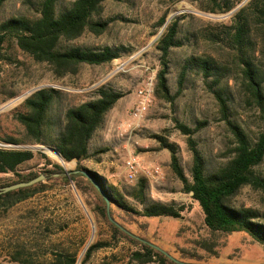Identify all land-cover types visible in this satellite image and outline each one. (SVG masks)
I'll return each instance as SVG.
<instances>
[{
  "label": "rangeland",
  "instance_id": "374dc122",
  "mask_svg": "<svg viewBox=\"0 0 264 264\" xmlns=\"http://www.w3.org/2000/svg\"><path fill=\"white\" fill-rule=\"evenodd\" d=\"M40 1L8 0L0 9V23L15 16L37 15ZM211 1L106 0L100 14L94 17L95 21H106V29L101 34L85 31L69 45L119 49V57L103 65H82L77 74L62 78H56L46 63L34 62L14 44H5L1 48L5 59L0 60V136L26 140L23 128L12 116L20 110L24 99L40 88L61 90V106L65 107L94 97L95 89L106 85L123 97L106 114L90 143L94 156L82 165L116 187H133L139 178L145 177L146 194L151 201L185 206L180 220L132 219L124 215L120 219L123 224L135 235L184 262H194L190 257L195 255L209 264H264L263 247L245 233H209L200 207L183 192L181 182L170 168L169 151L161 149L154 138L159 136L178 147L180 165L190 178L191 152L174 120L192 129L199 122L206 123L192 137L208 170L225 163L233 147L232 135L221 119L214 91L226 99L232 121L250 135L259 129L258 109L246 101L243 92V65L226 35L233 15L250 0H241L229 12H222ZM226 1L236 2L217 0V3L223 8ZM162 17L165 22L159 26ZM172 19L178 20L183 44L170 50L166 77L170 94L175 98L167 102L155 94L156 73L160 69L155 44ZM255 34L261 47L257 49L255 63L264 71V29L256 30ZM192 57L213 58L223 68L222 76L205 78L200 70L191 67L179 88L182 67ZM143 89L149 90L150 97L142 116L136 120L132 111L140 99L138 92ZM0 147L41 151L66 172L75 168V161L55 160L43 145L0 141ZM129 156L139 162L133 180L127 178L125 163ZM41 167L35 159L21 169L38 172ZM256 170L264 175V161ZM10 177L11 174H0V181ZM44 183L49 187L43 192L8 209L0 207V264H50L60 254L74 253L80 264L87 247L102 241L110 246L93 252L85 264H141L131 259L138 246L122 237H113L108 224L93 211L95 200L90 190L83 194L57 176ZM231 204L256 210L264 219L261 189L244 186ZM204 240L215 243L216 256L201 249Z\"/></svg>",
  "mask_w": 264,
  "mask_h": 264
},
{
  "label": "trees",
  "instance_id": "16d2710c",
  "mask_svg": "<svg viewBox=\"0 0 264 264\" xmlns=\"http://www.w3.org/2000/svg\"><path fill=\"white\" fill-rule=\"evenodd\" d=\"M8 0H0V9ZM106 0H41L38 14L34 16H15L0 23V60L1 48L5 44H14L22 53L34 62H44L50 66L56 78L77 74L82 65H103L119 57V49L110 47L85 48L69 45L85 31L101 34L107 27L106 21H95L100 14L102 3ZM120 1V0H110ZM241 0L226 1L222 5L217 0L212 4L222 12L231 11ZM165 17L159 21V26ZM264 29V0H250L233 15L227 32V39L237 53L243 65L242 87L246 101L258 109L260 126L254 135H250L237 122L230 119V109L220 92L214 91L221 119L232 135L233 147L229 159L216 169L208 170L206 161L200 153L193 134L204 126L197 123L193 129L174 120L175 127L186 137V145L191 152L192 164L190 178L186 176L177 156L178 147L166 139L154 136L161 149L170 153V168L182 184L184 193L198 204L203 215V224L211 235L245 233L264 250V219L258 211L249 207H235L231 200L244 186L264 191V175L256 168L264 161V71L255 63L257 49H260L256 30ZM183 44L179 37L177 19L168 22L158 37L155 49L159 52L160 69L156 73L155 94L167 102L175 98L170 94L167 80L169 54L172 48ZM197 68L205 78L222 76L223 68L213 58H189L182 67L178 86L182 87L188 68ZM216 82V81H215ZM9 96L8 99L12 98ZM63 93L54 88H40L24 99L20 110L12 118L23 128L26 140L14 136L1 137L6 144H39L51 149L60 161H75L74 170L66 176V170L59 163L52 161L41 151L26 149H8L0 147V174H11L12 179L0 181V192L4 187L27 183L44 176V179L29 186L0 193V207L8 209L26 200L32 195L43 192L57 176L66 185L73 184L81 192H90L94 196L93 211L108 224L113 237H122L138 246L131 259L141 264H209L201 257H190L194 262H184L168 251L142 239L131 232L120 220L121 216L135 218H171L182 219L184 205L174 202L162 203L151 201L146 194L148 181L138 179L133 187H116L106 182L97 173L88 170L82 162L91 159L94 153L90 143L96 131L102 125L106 114L123 94L106 85L97 87L94 97L76 105L61 106ZM44 149V150H45ZM101 151H96V154ZM38 160L40 171L21 169V166ZM86 172L103 190L107 202L86 177ZM192 193V195H190ZM112 220V221H111ZM158 247H154V246ZM110 246L108 242H96L87 247L80 264H85L90 255L101 248ZM215 243L202 241L201 249L216 256ZM50 264H78L77 254H60Z\"/></svg>",
  "mask_w": 264,
  "mask_h": 264
},
{
  "label": "built area",
  "instance_id": "2783aa9c",
  "mask_svg": "<svg viewBox=\"0 0 264 264\" xmlns=\"http://www.w3.org/2000/svg\"><path fill=\"white\" fill-rule=\"evenodd\" d=\"M138 96L140 99L132 111V117L136 120H139L142 116L146 104L148 103L150 92L147 89H143L138 92ZM125 165L127 170V178L130 180L136 178V174L139 171V162L137 161V159L133 156H129Z\"/></svg>",
  "mask_w": 264,
  "mask_h": 264
},
{
  "label": "water",
  "instance_id": "95a60500",
  "mask_svg": "<svg viewBox=\"0 0 264 264\" xmlns=\"http://www.w3.org/2000/svg\"><path fill=\"white\" fill-rule=\"evenodd\" d=\"M71 173L69 172H66L65 175L66 176H69ZM83 174L89 178V180L94 184V186L96 187V189L99 191V193L102 195V197L105 199V201L107 202V206H109V202L107 200V197L105 196L103 190L100 188V186L86 173V172H83ZM44 179V176L40 175L38 176L37 178L33 179L32 181H29L27 183H19V184H15V185H12V186H8V187H4L0 193H5V192H8V191H11V190H14V189H17L19 187H25V186H29L35 182H38L40 180ZM190 195H192V193H190ZM112 221V220H111ZM154 246V245H152ZM156 247V246H154ZM158 248V247H156ZM159 249V248H158Z\"/></svg>",
  "mask_w": 264,
  "mask_h": 264
},
{
  "label": "bare ground",
  "instance_id": "6f19581e",
  "mask_svg": "<svg viewBox=\"0 0 264 264\" xmlns=\"http://www.w3.org/2000/svg\"><path fill=\"white\" fill-rule=\"evenodd\" d=\"M47 151L55 160H60L59 156L54 151H52L51 149H47Z\"/></svg>",
  "mask_w": 264,
  "mask_h": 264
}]
</instances>
